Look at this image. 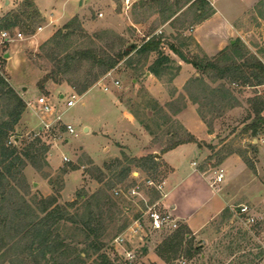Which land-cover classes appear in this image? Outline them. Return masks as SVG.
<instances>
[{"label": "rangeland", "instance_id": "1", "mask_svg": "<svg viewBox=\"0 0 264 264\" xmlns=\"http://www.w3.org/2000/svg\"><path fill=\"white\" fill-rule=\"evenodd\" d=\"M24 1L0 0V19L8 12L15 11V15L17 13L20 16L19 21L11 20L9 22L11 27L8 28V31L22 33L24 37L20 41L0 47V75L24 99L31 101L39 97L46 98L55 107V111L58 112L57 115L61 116L62 121L53 123L55 119L48 114H43L37 104H33L31 107L27 106L28 109L22 115L8 140V146L16 147L20 154H23L25 149L32 145H35L37 152L41 151L43 147H46L48 151L44 156L46 162L41 161L40 169H35L30 164L24 168V188L19 187L17 181H11L12 187L16 189V194L9 192L8 204L4 205L3 202H0V264H36L27 252L29 242L26 236L30 228L25 226V222L11 217L10 205L21 206L25 200L34 208L40 203L43 204V201L44 203H53V207L63 208L66 217L71 219L60 221L51 227L54 237L58 235L59 242L71 249L72 254L68 256L67 261L75 259L78 254L86 250L88 257L83 259V264H95L98 262L99 255L102 254L107 255L112 264H264V145L254 143L248 135L242 134V129L248 118L252 117L254 105L251 101L253 97L249 96L250 99L247 100V95L253 93H243V90L240 89L241 85L236 88L231 86L236 96L240 98L239 107L229 110L225 104L213 106L210 105L214 100L211 99L210 90L218 88V82L210 75L197 77L202 79L209 88L207 92L203 93L200 91L202 88L194 87L192 84L196 78L190 77L182 90L187 95V90L191 93L192 99H189L195 104L197 115L207 131L214 130L216 135L215 141H198L194 135L185 131L182 123L177 119V113L185 105L182 101V94H178L173 85V80L180 71L177 62L170 63L168 65L170 69L157 77L161 83V88L158 86V99L151 95L148 89L149 83L145 80L146 67L154 54L140 57L132 53L127 62L126 60L122 61L114 70L102 76L91 87H96V85H101L99 88L112 87V93L119 99L123 107L134 114L139 124L151 136L152 148L149 149L150 152L162 154L178 139L181 141L192 137L202 147L209 150L208 153L211 155L209 157L215 153L225 155L227 149L230 148L234 151H241L250 162V165L247 166L241 159L246 168L245 172L220 187V193L227 200L230 216L226 217L223 211L213 219L208 226L207 237L198 239L192 234L194 241H192V236L185 237L180 257L176 261L166 263L158 256L159 248L161 249L162 243L175 231L186 225L176 219L177 230L154 232L150 229L146 214L149 208L153 207L161 212L171 214L170 204L163 201V191L156 188L165 182L169 172L168 167L153 153L144 157L154 156L158 167L140 169L134 165L129 167L123 158L124 153L116 158L105 159L99 156V158L93 159L86 152L81 145L95 146L98 140L85 135L81 126L89 118L92 119L96 109L100 107L101 100L104 99L103 90L94 89L82 101L79 100L74 107L66 108L64 98L70 95L71 90L69 89L78 94L77 90L71 86H78L85 79H89L88 75L91 73V69L88 63H84L79 71L74 69L60 77L65 82L56 84V86L63 85V89L54 86L49 92L47 90L48 83L45 84L44 90L39 89L40 72L44 77L53 69V63L46 58L48 47H43L54 34L44 41V33H37L39 27H45L50 23L37 6L52 12L54 16H59L65 0H32L33 8L41 15L32 25V34L25 33V24L29 21L24 14L25 8L22 6ZM136 3L129 11L125 12L121 0H114L113 4L104 0H85L84 5H81L82 18L80 19L84 24L85 33L90 37L101 36L100 40L91 38L95 45L100 47L112 44L116 35L122 36L126 42L135 43L137 47L153 36H161V50L165 54L169 53V46L174 45L189 59L192 57L204 59L205 56L194 41L187 40L194 13L192 9L188 8L186 0L170 1L171 4L176 3L174 9L178 8L183 12L173 22V29L166 27L165 30L161 29L166 24L161 15H154L151 9L141 8V2ZM258 6L259 4L255 7L253 15L242 23V27L243 30H246L245 33H248L246 39L249 53L264 61V18L260 14L264 13V6L260 9ZM29 11L32 10L29 9L28 13ZM133 12L134 18L142 23L138 28L139 32L135 28L126 26L127 20L131 18ZM257 18H260V22ZM69 22L65 24L57 22L56 31ZM159 30L163 31L162 35ZM79 33L71 40L69 53L91 45L89 36L83 37ZM103 33L108 34L103 35ZM113 46L116 50L119 49L116 43ZM9 54H12L13 57L10 61L7 60ZM92 73L97 72L93 71ZM66 81H70V84H67ZM259 89V92L258 90L251 91L254 94L258 93L254 99L263 100L264 87ZM162 117L164 119H161ZM42 119H47L46 121L49 123L52 122L49 130L43 128ZM66 123H71L75 131L74 134L67 132ZM167 132L175 133L176 139L167 135ZM203 136L205 135L203 134ZM259 137H264V131ZM101 143H103L102 140H100ZM209 145L211 148L208 147ZM125 155L129 158H143ZM64 158H67L68 161H65ZM116 159H122L124 166L131 169V173L127 180L114 189V191L120 190L121 196H115L114 191H110L116 205L104 209L105 213L102 217L104 232L100 240L97 242L92 236L87 240V233L81 230L84 221H88L89 211L94 213L99 211L92 198L104 184L109 185L119 179L122 167H116L113 163ZM216 163L218 161L215 158L212 160L207 158L199 162V166L207 173L214 174L215 170L222 169L226 178L234 176L236 169L233 165H217ZM25 179L30 187V193L27 195H25ZM150 182L152 184H149ZM130 184L132 187L129 194L127 190ZM181 201L187 202L185 198ZM242 206L248 207L250 213L257 217L258 227L244 224L239 214ZM99 245L100 253H93L94 246ZM190 245L200 247L201 258L197 256L189 260L186 257ZM127 253L133 255V258H128ZM40 264L47 263L41 261Z\"/></svg>", "mask_w": 264, "mask_h": 264}, {"label": "trees", "instance_id": "2", "mask_svg": "<svg viewBox=\"0 0 264 264\" xmlns=\"http://www.w3.org/2000/svg\"><path fill=\"white\" fill-rule=\"evenodd\" d=\"M170 1L171 0H144L141 1L140 4L141 8L151 9L153 12H158L162 16L163 22L166 23L173 19V17L180 11L178 8L174 9L176 3L171 4ZM186 4L194 13L191 27L202 23L214 14V9L208 0H186ZM22 6L25 8V13H23L29 21V23L25 24V33L32 34V25L41 15L39 11L33 8L34 4L32 0H25ZM262 6H264V0L259 3V9ZM29 9L32 11H29L28 13ZM14 12L15 11L8 12L0 19V31L8 30V28L11 27L9 24L11 20L19 21L20 16L17 13L15 15ZM166 13L167 15H165ZM260 14L262 18H264V13L261 12ZM175 20L176 19H173L170 22L171 26H173ZM78 32H80L79 34L83 37L89 36L85 33L81 20L78 17H74L63 28L57 30L44 44L43 48L48 47L46 58L53 63V69L38 82L40 90H44L45 84L49 81L55 84H62L65 81L60 78L61 76H65L74 69L79 71L84 63H88L91 69L90 72L92 73L94 71L97 73H89V79H85L83 83H80L78 86H71V88L77 90L79 95H83L95 85L102 76L114 70L122 61L126 60L127 62L132 53H135L140 57H148L151 53H156V60L148 68V71L156 77H160L162 72H167L170 69L168 65L172 63V61L161 50V36H153L140 47H137L135 43L126 42L122 36L117 35L112 44H109L106 47H100L95 45L92 39L100 40L101 36H89L90 39L92 38L91 45L84 49L78 48L72 53H69L68 51L71 47L70 42ZM107 34L108 33H103V35ZM187 40H191V38H188ZM115 43L119 47L118 50L113 46ZM169 48L185 63L191 64L197 70L199 76L210 75L217 82L220 81L217 86L218 88H212L210 90L211 99H214L211 101L210 105L225 104L226 107L236 106L238 101L232 91V84L241 85L245 88H256L264 85V62L258 59L255 55H251L240 40H236L234 44L230 45L229 48L220 52L214 58H207L205 56L204 59H200L199 57H192L189 59L174 45H170ZM246 54L250 55L247 56ZM226 80H228V82H225ZM66 83L70 84V81H66ZM192 84H194V87L202 88L200 91L203 93L209 90L207 84L204 83L202 79L196 78ZM187 93L189 98L192 99V95L188 90ZM255 97L251 100L254 104L251 113L252 117L248 118L247 123L242 129V134L248 135L251 141L258 139V136L264 131V99H254ZM156 105L158 104L156 103ZM26 110L27 103L11 87V85H9L5 78L0 75V202H3L4 205L8 204L7 199L9 192L16 194V189L12 187L11 181H17L19 187H22L23 189L24 168L30 164L35 169H40L42 167L41 161L45 160L44 156L48 151L46 147H43L41 151L37 152L35 145H32L31 147L26 148L23 154H20L16 147L8 146V140L15 131L16 126ZM161 119L164 118L162 117ZM147 130L149 129L147 128ZM167 135L174 138V140L177 137L173 132H167ZM178 140L169 146L165 152L186 143H196L199 147H202L192 137L186 140ZM208 147L211 148L210 145ZM233 154L238 155L247 166L250 165L249 160L241 151H234L230 148L227 149L225 155L215 153L212 157H209V160L215 158L218 161L216 164L220 165L226 157ZM123 158L129 167L132 165L140 169H154L158 167L154 156L129 158L123 154ZM113 163L117 168L122 167L119 179L109 185L104 184V186L95 194V197L92 198L95 202V206L99 208V211H97V213L89 211L87 215L88 221H84L81 230L82 232L87 233V240L90 239L91 236L94 237L97 242L100 240L104 232L102 223V217L105 213L104 209L105 207L116 205L110 195V191H114L117 185L127 180L131 173V169L128 166H124L122 159H116ZM100 182L102 183L103 181ZM131 187L132 185L130 184L127 190L128 193L131 191ZM29 193L30 187L25 179V195ZM53 206V203H44L43 201V204L40 203L34 208L27 200H25V203H21V206L10 205L12 219L18 218L20 221L25 222V226L30 228L26 236V239L29 242L27 248L29 256L32 257L36 264H40L41 261H45L47 264H83V259L88 257L87 251L85 250L78 254L75 259L67 261L69 258L68 256L72 254L71 249L60 243L59 236L56 235L54 237L51 232V227L53 225L63 220H71L66 217L63 208ZM229 211L228 208L224 210V215H226V217L230 216ZM41 215H43V217H41ZM71 222L73 223L74 221ZM258 226L259 223H256L253 227L256 228ZM191 236L192 241H194V237L187 226L175 231L171 237L162 243L161 249L159 248L158 251V256L166 263L176 261L180 257V250L185 237L188 238ZM100 250V245L94 246L93 253L99 254ZM57 255L58 257H56ZM47 256H49V259H47ZM197 256H200V258L202 256L200 253V247H193L190 245L186 257L191 260ZM95 264H112V262L107 255L102 254L99 255L98 262Z\"/></svg>", "mask_w": 264, "mask_h": 264}, {"label": "crops", "instance_id": "3", "mask_svg": "<svg viewBox=\"0 0 264 264\" xmlns=\"http://www.w3.org/2000/svg\"><path fill=\"white\" fill-rule=\"evenodd\" d=\"M80 1L83 0H65L62 4V12L59 16H54L52 12H48L47 10L38 7L36 4L38 10L50 22L47 26L43 27L41 31L37 32L38 34L44 33V41L48 40L56 32L55 26H57V22L65 24L74 17H78L79 19L82 18L81 5H84L85 0L82 4H80ZM104 1H109V4L114 3V0ZM261 1L262 0H208L214 9V14L202 23L191 27L188 36L194 41L201 53L207 58L216 57L220 52L226 50L230 45L234 44L236 40H240L247 49L249 47L246 39V35L248 33H245L246 30H243L242 23L245 22L249 16L253 15L255 7ZM121 2L123 5V0H121ZM129 10L130 9H124L125 12ZM182 12V10L179 11L173 19H176ZM153 13L157 16L160 15L158 12ZM134 15V12L131 13V18L127 20L126 26L131 27L132 29L135 28L137 32H139L138 28L142 23L136 20ZM173 19L166 22L161 29L163 30L166 27L173 29V26L170 24ZM257 19L260 22V18ZM162 30H159L161 35L163 34ZM151 54H154V57H152L151 62L146 67L145 80L149 83L148 89L151 95L158 99V86L161 88V83L157 80L155 75L148 71L149 66L156 60L157 54ZM165 55H167L172 62H177L180 67L179 73L173 80V85L175 86L178 94H182L181 96H183V98H181L183 104L185 105L182 107V110L177 113V119L182 123L185 131L194 135L198 141H215V131H207L200 117L197 115L195 104L189 99L186 92H183L182 90L188 79L190 77H199V73L191 64L185 63L170 48L169 53H166ZM12 59V54H9L7 60L10 61ZM42 78L43 74L40 72L39 80ZM47 83V90L50 92L56 84L51 81ZM219 83L220 81L218 84ZM99 86L96 85V87L91 88L79 97V100L82 101L83 98L94 89L103 90L104 93V99L101 100V105L98 109H96L92 119L89 118V120L83 122L81 126L82 132L85 135L92 136L98 141L95 146H81H83L86 152H88L93 159H97L99 156H102L105 159L110 157L116 158L119 157L121 153L132 157H144L153 153L157 159L162 161L168 167L169 172L162 185V191L164 193L163 201L170 204L171 214L174 218L181 220L198 239L200 237H207V229L213 219L228 208L226 198L220 193V187L222 184L240 177V175L246 170L241 158L238 155L233 154L224 159L221 165H233L236 169L235 174L231 178H226L225 176L221 184H219L216 188H212L210 184L215 175L213 173L203 171L199 166V162L206 160L209 156H211L209 155V150H207V148L199 147L196 143H186L162 154L150 152L149 149L151 150L152 148V138L145 131L144 127L139 124L134 114L127 111L125 107H123L119 99H117V97L112 93V87L109 88L106 86L104 88L101 87L103 88L101 89ZM231 86L234 88L239 87L236 84H232ZM56 87L60 89L64 88L63 85ZM263 87L264 85L256 88L240 87V89L243 90V93H253L252 95H247V100H249V96L255 97L258 95V93L254 94L251 90H258L259 92V88ZM69 90L72 91V89ZM19 95L29 107L36 104L37 100L40 98L28 101L24 99L21 94ZM234 95L238 102L234 107L227 106V109L229 110L236 109L239 107V103L241 104L240 98L237 97L235 93ZM61 97L63 96L61 95ZM66 124L71 125V123ZM203 134L205 136H203ZM100 140H102L103 143L100 144ZM253 142L256 143L255 140ZM183 174L184 176H182ZM184 198L187 202L181 201Z\"/></svg>", "mask_w": 264, "mask_h": 264}, {"label": "built area", "instance_id": "4", "mask_svg": "<svg viewBox=\"0 0 264 264\" xmlns=\"http://www.w3.org/2000/svg\"><path fill=\"white\" fill-rule=\"evenodd\" d=\"M139 1L141 0H123L124 9L125 10L130 9L136 2H139ZM42 28L43 27H39V31H41ZM23 38L24 37L22 33H10L8 30H2L0 31V47L5 44L20 41ZM116 84L118 85V82H116ZM80 96L81 95L77 94L75 91L72 90L70 95L67 98H64L66 108L74 107L75 104L79 101ZM36 104L40 108L43 114H48L52 116L53 119H55L53 120V123L62 121L61 116L57 115L58 112L55 111V107H53L46 98L40 97L37 100ZM46 120L47 119H42L41 123L44 129L49 130L51 128L52 122L49 123ZM66 130L69 134H74L75 132L72 125H69V124L66 125ZM254 140L257 143L264 145V137H259L258 139H254ZM64 160L68 161L67 158H64ZM214 175H215L214 179L210 184L212 188H216L219 184H221L225 177L224 171L222 169L215 170ZM149 184H152V182H150ZM156 188L161 191L162 185H159ZM130 193L131 191L129 192V194ZM114 195L120 196L121 195L120 190H115ZM239 214L242 220L244 221L245 225L254 226L257 223V217L250 213L248 207L242 206L240 208ZM146 215H147L150 229L154 232L175 231L178 229V223L176 221V218H174L169 213L161 212L153 207V208H149ZM127 256L128 258H131V257L133 258V255H131L130 253H127Z\"/></svg>", "mask_w": 264, "mask_h": 264}, {"label": "water", "instance_id": "5", "mask_svg": "<svg viewBox=\"0 0 264 264\" xmlns=\"http://www.w3.org/2000/svg\"><path fill=\"white\" fill-rule=\"evenodd\" d=\"M80 4H82V1H80ZM6 56H8V55H6Z\"/></svg>", "mask_w": 264, "mask_h": 264}]
</instances>
